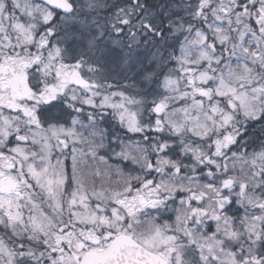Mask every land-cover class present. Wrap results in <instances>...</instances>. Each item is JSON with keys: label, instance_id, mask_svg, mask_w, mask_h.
I'll use <instances>...</instances> for the list:
<instances>
[{"label": "snow or ice", "instance_id": "1", "mask_svg": "<svg viewBox=\"0 0 264 264\" xmlns=\"http://www.w3.org/2000/svg\"><path fill=\"white\" fill-rule=\"evenodd\" d=\"M0 264H264V0H0Z\"/></svg>", "mask_w": 264, "mask_h": 264}, {"label": "trees", "instance_id": "2", "mask_svg": "<svg viewBox=\"0 0 264 264\" xmlns=\"http://www.w3.org/2000/svg\"><path fill=\"white\" fill-rule=\"evenodd\" d=\"M123 165H124L126 171H129V170L133 169V167H135L134 165H132L130 163V161L123 162Z\"/></svg>", "mask_w": 264, "mask_h": 264}, {"label": "rangeland", "instance_id": "3", "mask_svg": "<svg viewBox=\"0 0 264 264\" xmlns=\"http://www.w3.org/2000/svg\"><path fill=\"white\" fill-rule=\"evenodd\" d=\"M117 151H119L118 148H117ZM124 162H125V161H124ZM112 163H113V164H117V163H120V161L113 159V160H112ZM121 166L124 167L123 164H122ZM133 168H135V167H133ZM124 169H125V167H124ZM125 171H126V170H125ZM165 218H167V217H165Z\"/></svg>", "mask_w": 264, "mask_h": 264}]
</instances>
